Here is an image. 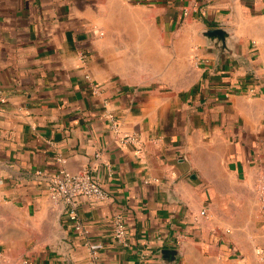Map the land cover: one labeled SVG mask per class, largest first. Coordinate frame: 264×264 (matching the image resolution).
I'll list each match as a JSON object with an SVG mask.
<instances>
[{
	"label": "crops",
	"instance_id": "1",
	"mask_svg": "<svg viewBox=\"0 0 264 264\" xmlns=\"http://www.w3.org/2000/svg\"><path fill=\"white\" fill-rule=\"evenodd\" d=\"M0 98L2 264H264V0H0ZM61 168L108 194L84 234L36 174Z\"/></svg>",
	"mask_w": 264,
	"mask_h": 264
},
{
	"label": "built area",
	"instance_id": "2",
	"mask_svg": "<svg viewBox=\"0 0 264 264\" xmlns=\"http://www.w3.org/2000/svg\"><path fill=\"white\" fill-rule=\"evenodd\" d=\"M94 32L99 36L103 35V32L100 30L95 29ZM252 43L254 44V42ZM80 55L81 57H84L85 54L81 52ZM86 78L89 80L92 92L98 93L100 91V86L96 82L91 81L88 75ZM248 91L253 92L254 88L251 87ZM2 101L3 99L0 98V102ZM107 116L111 119L112 128L117 130V118L111 113ZM121 141L123 143H139V140L134 135H125L121 138ZM36 174L47 179L46 190L50 200L56 205L64 204L66 215L71 221L73 228L84 234L86 229H84L83 223L78 215L79 200L81 198L87 201L106 199L108 194L103 189L102 185L90 174L88 170L70 172L61 168L52 174H46L42 170H37ZM255 193L260 204L261 211L264 212V169L260 170L257 175ZM200 213L204 214V210ZM112 226L115 241L121 245H126V224L123 215L115 214L112 219ZM255 252L260 260L264 259V249L256 248ZM3 256V251L0 249V264L3 262ZM21 264H30V262L27 259H23Z\"/></svg>",
	"mask_w": 264,
	"mask_h": 264
},
{
	"label": "water",
	"instance_id": "3",
	"mask_svg": "<svg viewBox=\"0 0 264 264\" xmlns=\"http://www.w3.org/2000/svg\"><path fill=\"white\" fill-rule=\"evenodd\" d=\"M201 36L206 40L207 48L216 53V57L222 59L224 55L240 60V56L234 51V39L231 31L223 27H209L201 31ZM165 255L176 253L175 249H162Z\"/></svg>",
	"mask_w": 264,
	"mask_h": 264
},
{
	"label": "rangeland",
	"instance_id": "4",
	"mask_svg": "<svg viewBox=\"0 0 264 264\" xmlns=\"http://www.w3.org/2000/svg\"><path fill=\"white\" fill-rule=\"evenodd\" d=\"M130 66L128 67L127 70H125L126 72H133L135 73V71L137 70V66L139 65V63H134V65H131V63H129Z\"/></svg>",
	"mask_w": 264,
	"mask_h": 264
}]
</instances>
